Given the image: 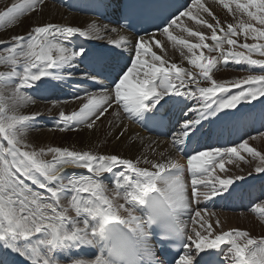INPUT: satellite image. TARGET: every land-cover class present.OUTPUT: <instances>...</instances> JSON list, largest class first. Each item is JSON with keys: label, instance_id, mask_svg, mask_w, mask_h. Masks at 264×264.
<instances>
[{"label": "snow or ice", "instance_id": "obj_1", "mask_svg": "<svg viewBox=\"0 0 264 264\" xmlns=\"http://www.w3.org/2000/svg\"><path fill=\"white\" fill-rule=\"evenodd\" d=\"M40 3L42 0H21L20 3H13L6 11L0 12V22H11L17 16L34 10ZM196 6L203 7L199 4V0H196ZM236 6L244 10L255 6L258 12L248 11V16L264 25V0L249 5L238 3ZM181 15L190 16L191 11ZM207 26L212 29L211 38L217 41L216 47L211 48L210 51L220 48L221 57L226 62L231 59L237 63L245 62L250 66H259L264 69V60L252 59L251 55L257 53L264 56V43L241 44L240 47L247 50V55L245 52H233L231 49L228 54H225L222 45L225 42L230 46L236 44L232 38L237 34L236 29L229 25L223 38L218 40L216 28L212 24ZM240 28L246 33V39L251 36L253 40H264V29L253 28L250 24L244 23L240 24ZM95 31L99 29L94 25L90 26L89 31H82L78 27H63L48 23L45 26L35 27L27 36L14 37L15 45L6 49L9 55L0 56V62L9 63L13 67L10 72H0V80L7 78L15 81L24 91L33 89L36 94L51 96L55 95L56 89L68 83L65 78V69L76 67L74 61L77 58L79 62L89 60V71L85 78L93 81L94 86L107 88L108 92L94 97L90 95L79 111H74L70 115L60 111L57 123L61 131L71 129L73 125L85 123L91 128L94 121L89 122L90 117L96 115L98 118L107 110L102 106L110 100L112 85H114L115 100L118 104H122L124 111L130 117L146 121L154 127H164L166 121L171 123V118L165 110L166 105L179 107L185 104L184 97L188 99L196 97L199 103L198 114L184 119L179 131L173 135L174 147L188 157L187 170L191 173V196L197 199L203 198L205 201L212 197L224 199L225 192L231 196L229 187L233 185V178L220 179L216 176L213 179V175L217 167L224 169L226 158L229 162L234 157L243 159L238 149H243L254 158H259L260 164L255 170L258 173H264V155L249 148L247 141L238 144V147L202 145V147L210 148V151L201 150L200 145L202 121L217 117V113L221 110L237 109V105L241 102H249L264 96V74L248 75L242 80L233 81L231 87L240 88L243 84L247 85V88L241 89L236 94H229V85L216 82L210 75L216 63L215 58H211L207 64L200 63L198 67L202 71L203 78L211 81L212 86L200 87L196 82L195 92L181 91L187 84L195 82L191 73L184 74L189 77L185 80L181 76L182 69L173 65L172 68L175 71L171 72L163 66L161 57L151 52L144 43L133 46L136 59L132 61V66L127 68V71L123 69L110 71L100 66L98 61L91 59L84 47L73 46L70 38L75 37L76 34L79 37H89ZM163 31L168 32L167 29ZM190 34L200 39L198 44L187 45L190 52L196 48L208 47L203 43L204 36L199 32ZM152 35L146 33L141 39L150 40ZM179 43L185 44L186 41L180 40ZM147 56L151 59L143 58ZM201 59L207 58L196 57L191 60V63L196 65ZM156 61H161L159 67L156 66ZM17 66L20 70H17ZM141 69H143V77L134 85L130 77L133 73L139 74ZM104 81L108 82L107 85ZM175 81H179V84ZM76 88L78 93L80 86L76 85ZM217 93L224 95L218 96ZM166 96L167 99H165ZM23 119L28 122L27 127H29L34 117L27 116ZM5 121L10 122L5 123ZM211 122L209 120V123ZM17 126L14 117L0 110V136L7 140L8 144V147H5L3 143H0V249L3 250L0 251V264H16V256L25 258L30 264H63L53 258L54 250L79 249L83 246H95L102 253L104 249L95 239L97 229L94 226V220L98 216L109 221L113 219L110 215L109 197L102 187L104 181L99 178L102 173L113 174L114 186L111 188L118 199L123 194L128 207L141 204L146 194L158 192L163 185L182 217L195 211L190 206L184 175L185 168L175 161L156 163L145 159V164L151 163L156 169V171H149L147 168L139 167V161L134 163L131 159L119 158L117 155H94L90 151H70L67 148L62 150L59 147L48 148L47 152L43 148L28 150L30 146L17 139L15 132ZM194 139L198 146L189 151ZM186 141L188 147L185 146ZM49 153L54 154L50 161L44 159ZM65 164L87 169L93 175L62 176L58 166ZM117 166H123L131 175L126 174L125 171L113 172ZM20 177L30 180L32 185L46 189L50 195L45 196L40 191L34 190L25 183V179ZM234 179H241V177L236 176ZM201 185L203 190H198V186ZM68 193H71L70 198ZM64 201H71L74 210H66ZM122 204L125 206L124 203ZM253 211L264 214V206L257 204ZM195 217H201V213L195 212ZM195 217L191 220L192 224L198 223ZM201 220L203 221L200 224L201 230L198 231L192 227L191 232L187 231L189 222L185 220L182 234L174 237L180 241L177 251H168L175 240L168 237L160 238L158 243L161 246L163 258L155 255L153 247L145 245L142 248V254L147 264H172L176 255L178 259L175 260V264H264V238L254 239L250 238L246 231L229 230L210 239L209 237L213 234L212 225L206 217H201ZM135 222L136 218L131 217L130 227L131 223ZM216 224L217 227L220 226L219 220ZM242 240L243 243H241ZM189 241L194 247L190 246ZM226 244L230 247L225 250L221 246ZM181 252L183 254H180ZM221 255L225 256V260L219 258ZM69 264H106V262L99 254L94 259L72 258Z\"/></svg>", "mask_w": 264, "mask_h": 264}, {"label": "bare ground", "instance_id": "obj_2", "mask_svg": "<svg viewBox=\"0 0 264 264\" xmlns=\"http://www.w3.org/2000/svg\"><path fill=\"white\" fill-rule=\"evenodd\" d=\"M14 1L13 0H1L0 12L7 10V8L10 7V5L13 4ZM20 1L21 0H18L17 2L19 3ZM72 1L73 0H42V3L38 4L37 7L34 10H32L31 13L28 14L29 16L27 15L25 18H21L19 20L16 19V21L9 22L8 29L4 33L2 31L3 34L0 33V39L8 40L9 37L14 38L17 36L25 35L27 33L32 32L35 27L45 26L48 23L60 25L63 27H78L82 31H89L90 26L94 25L97 29H99V31L92 32L89 37H79V35L76 34L75 37L70 38L72 40L73 46L80 45L84 47L87 50L88 56H92V54L95 51L103 52L101 54L106 55L112 49H114L115 51L117 50L116 53L122 55V51L126 50L129 53L126 55L127 62H128V66L125 69L126 71L127 68H130L132 66V61L136 59L135 58L136 54H135L134 47H133L134 45L139 44V43H144L146 47L153 45L151 51L154 50V51L159 52L161 61L164 62L163 66L165 68H168L171 72L174 73L175 70L170 65L166 66L165 65L166 62L167 63L171 62L170 64L172 65L179 64V63H183L187 65L188 63H191V60L194 58V56L198 52L201 53L202 51L205 54V56L208 54L203 48L201 51L198 50L201 48L193 49V51L191 52L189 51L187 45L200 43L199 37L195 35H191L190 33L197 31L201 34L207 31V29L212 30L207 25L209 23H211L214 27H215V23L219 25L220 22L217 21V18H220V17H221V20H223V18L225 17H229L228 19L234 20L233 18H236L240 12V9H238L236 6L238 3L242 5H249V4L257 3V0H199V4L202 5L203 7H198L195 12L193 13L191 12L192 13L191 15H193L194 18H189V16H187V18L182 19L181 22L179 19L178 22L181 23V25H179L176 30H173L171 28L173 30L172 32L171 30H169L171 35L169 34L167 35V33H165L163 30L164 29L168 30V27H170L169 25L172 23L173 18L180 16L182 11L186 9L188 10L190 5L196 4V0H193L184 10H182L179 13L178 16H174L172 20L169 22V24L164 29H161L159 32L151 31L149 33L153 35L158 34L157 37H153L154 39H150V40H143L141 38L145 37V35L135 36L132 33L128 31H122L121 28L115 25L109 24V23H107L106 25H103V24L101 25V23H103L102 21H99L89 15H83V14L70 10V3ZM17 2H14V3H17ZM225 5H227V8L230 10V12L225 7ZM204 9H207V11H204ZM255 10H256L255 6L250 7L246 10V22H248V24H250L253 28H258L257 23H256L257 26L254 25V23L257 22V20L252 19L251 17L248 16V11L255 13L256 12ZM205 21L207 23H205ZM113 29H115V31H113ZM8 34L10 36H6ZM163 34L164 36L166 35L167 38L160 37V36H163ZM216 34H217V38H219V36L221 37L220 33L217 31V28H216ZM3 35H5L8 38H6ZM156 39H159V41H157ZM152 40H155L154 43H152ZM180 40H184L186 41V43L180 44L179 43ZM203 42L206 43L205 40ZM96 44H101L102 47L101 46L97 47ZM210 45H212V43ZM5 48L7 49V47ZM5 48H4V53H2L1 56L6 57L9 55V53L6 51ZM109 48L111 50L104 53V50L109 49ZM182 49L184 50V54H187V56L190 55L189 59L187 58V56L186 57L180 56ZM161 61L155 62L157 67L160 66ZM74 64H76L77 66L74 68L65 69V78L66 80H68V83L64 84L61 88H59L58 94L51 95L49 97L60 98L62 96V93H64L65 91L67 92L72 91L74 94L67 95L71 97L64 99L63 100L64 102L53 100L55 102L52 101L51 103L47 105L49 109L54 108V110L57 109V110L63 111L64 113L71 112L72 114V112L74 111H79V109L83 106V104L87 102V100H84V96L86 93L84 94V96H79V94H81L84 91V89H87V91H90L89 94L86 96V98L90 97V95L94 97L101 93L107 94L108 89L105 87L94 86L91 88L90 86H88V83L89 82L93 83V81H89L85 78L87 72L85 70V67L82 66L81 62H79V59H77L76 62H74ZM72 70H75L76 73H71L70 71ZM1 72L7 73L6 68L1 67ZM181 76L182 78L189 79V77L184 75V73L182 72H181ZM142 77H143V69L140 70L139 74L133 73V76L130 77V80L135 85L136 81L138 79H141ZM199 79L200 77L197 78V81ZM175 83L178 84L179 81H175ZM76 85L80 86V90L78 93H77ZM209 86H211V84H209ZM195 88L196 87H193L189 83L188 87L182 88L181 91L195 92L196 91ZM26 91L30 93L28 90ZM30 91L33 94V98L35 102L25 111L29 113H33L34 111L43 107V102H41L40 99L44 98V96L42 94L41 95L36 94L33 89H31ZM87 91H84V92H87ZM169 95H171V93H169ZM167 98L168 97L166 96L165 99ZM183 99L186 103L185 109L183 108V106L175 107L176 112L178 114L180 112L181 114V124L183 123L184 119L197 115L198 114L197 110L199 109V103L196 97H193L192 99H188L187 97H184ZM78 100H80V102L77 103L76 106L72 107L73 103ZM78 105L81 107L78 108L79 107ZM103 108H106L107 110L104 111L102 115H99L98 118L96 115L90 117L89 122L94 121L93 126L91 128H89L86 125L85 128L80 129L77 132H74V129H65L62 131V141L65 139L66 143L71 144L69 145V147L75 146L76 149H79L82 151H90L94 155H117L119 158H123V159L136 158V162L139 161V159H144V160L147 159L151 161V158H152V162H156V163H160V162L167 163L170 160H172L181 165H185L186 167H185L184 175H185V181L187 183L186 185L187 191H188L189 198H190V206L192 209L195 210V211H192L189 215H185L183 217L186 221L189 222L188 228H187L188 232H191L190 226H194L196 229H197L196 226H199L198 230L199 231L201 230L200 224L203 222L201 220V217H206L208 219L209 224L212 225V232L219 233L222 229H226L225 225L227 224L230 225V223L236 224L235 222L239 221L236 218L238 215L240 214L241 216L244 215L242 213H237V214L235 213L234 215L235 217H230V215L227 216L224 212H222V210H218L217 208H214V206L210 204V200L205 201L203 198L197 199V198L192 197L191 196V183L188 186V180H187L188 178L189 179L191 178V173L187 170V159L188 158H183L181 156V152L177 151V148L174 147L173 137L156 138L150 135H146L144 132H142L140 130L139 125L135 123L134 117H130L129 114L124 111L122 104H118L117 101L115 100L114 87H111L110 100L108 103L105 104ZM237 109H239V111H244L247 108H244L243 106H241V104H239L237 105ZM237 109H234V110H237ZM232 110L233 109L221 110V112L217 113V117H219V119H217V117H210L209 120L212 121L211 123L219 122L223 115H224L223 118L225 117V115H230L229 113H231ZM257 116L258 117H256L255 120L262 119V116H264V112ZM41 118L39 117L38 120H41ZM209 120H204L202 122H204V124L206 123L207 125H209L210 124ZM48 122H49L48 126H58V123H56L55 121L49 120ZM223 122L221 120V123ZM74 126L75 125H73L72 127ZM252 132H253V129L247 128V133H252ZM31 133H28L27 139H29L30 141L35 139V142L38 144V146H40L42 143L47 144V142L52 141L53 139L56 138L55 134L52 135L50 133H46L45 130H40L38 132L36 131L35 132L36 136H34V134H31ZM252 140L253 138L251 139V141ZM168 141L170 142V144L168 143ZM46 158L48 157L46 156ZM238 158L234 157L233 160H236ZM146 165L147 164H145L144 161L142 162L139 161V165H138L139 167L144 166V168H147ZM149 165L152 168L151 171H156V169L152 167L151 163H149ZM238 166H241V163H239ZM64 168L65 170H63L62 172L60 171L61 172L60 174L65 177H67L69 173H72V175H77V176L80 174L93 175L92 173H89L87 169L77 168L73 164H65ZM219 170H220V173H222L223 170L217 167L214 170V176H218L220 179L233 178L234 182H233V185H231V188H233V190H229L232 192V194L236 193L234 191L235 187H240V186L247 184L246 188H248L249 187L248 184H250V182L257 183L263 177V176L260 177L258 174L252 173L248 176L242 174L244 175V177H242L241 179H234L236 176L233 173L227 177H224L222 174H219L218 172ZM119 171H125L126 174H130L128 173L127 169H125L123 166H117V168L113 170V172H119ZM99 178L102 179L104 182H107L109 185H111V187L114 186V177L112 173H102ZM198 190H203V186L202 185L198 186ZM70 195L71 193H68L69 198H70ZM84 195H87V194H84ZM227 195H228L227 192L224 193V196H227ZM260 195H261L260 191H256V190H253L251 193H249V197L251 199L257 198ZM219 199L220 197L217 198L216 207L222 208L223 202H220ZM120 202L125 203L122 199L120 200ZM64 203L66 204L67 201H64ZM128 206L129 205L125 204V207H128ZM136 207L139 210L140 206L137 205ZM197 211L201 213V217H195V212ZM72 214L74 215V213ZM193 217H195L198 223L192 224L191 220ZM89 219L91 222V218ZM217 220H219V223L222 227H217V225L214 226V223H216ZM205 227H207V225H205ZM259 228H260V232H262L263 228L262 227H259ZM38 235L39 234H37V236ZM189 244L191 246V242H189ZM221 247L225 248L226 250L228 247H230V245L226 244V245H222ZM0 251H3V250L0 249ZM153 251L155 252L154 248H153ZM99 254H101V250L95 246H83L79 249H57V250H54L52 253L53 258L57 261L63 262V264H69L72 258L83 257L85 259H94ZM219 258L221 260H225V256L223 255H221ZM16 264H30V262L27 261L23 257L16 256Z\"/></svg>", "mask_w": 264, "mask_h": 264}, {"label": "rangeland", "instance_id": "obj_3", "mask_svg": "<svg viewBox=\"0 0 264 264\" xmlns=\"http://www.w3.org/2000/svg\"><path fill=\"white\" fill-rule=\"evenodd\" d=\"M17 1L18 0H15L14 2H17ZM0 3H1V0H0ZM257 3H259V0H257ZM197 8L198 7H196V4H194V5L192 4L188 8V10L187 9L186 10H187V12L190 10L193 13V12L196 11ZM186 10L182 11V13L186 12ZM4 11H6V10H4ZM255 11H256L255 13H257L258 12V9L256 8ZM1 12H3V11H1ZM31 12H32V10L31 11H28V12H25V13L17 16L16 19L19 20L21 18H25ZM229 12H230V10H229ZM187 16H189V15H180V16H178L176 18H173L171 25L173 24V21H176V20L177 21H176L175 24H173L172 26L168 27L167 35H168V33H170L169 30H171V32H172L173 30H176L179 25H181V23L178 22L179 19H180V22H181L182 19H186ZM189 18H194V17H193V15H190ZM228 18L229 17H225V18H223V20H221V17L220 18H217V21L220 22V24L217 26V24L215 23V27L217 28V31L221 35V37L219 36V38H217L218 40L223 38L224 33L227 32L229 25H231L233 28H235L236 29V32H237V34L232 37L236 41V44L234 46H230L226 42L222 45V47H223L222 49H223V51H224L225 54H228L229 50L231 49V51H233V52H235V51H242V52H245V54L247 55L248 54L247 53V50L241 48L240 47L241 44H244V43H247V44L264 43V40H253L251 38V36H248L247 39L245 38L246 37V33L244 32V30L242 28H240V24L241 23H244L245 25H248V22H246V10L240 9V12L237 15V17L236 18H233L234 20H231V19H228ZM16 19L13 20V21H16ZM256 23H257L258 26L256 25ZM102 24L103 25H106L107 23H101V25ZM209 24H211V23H209ZM254 25L257 26L258 28L264 29V25L259 24L258 21L255 22ZM8 27H9V22L8 21L0 22V33H2V31L4 33L8 29ZM115 33H117V32H115ZM204 33H205V35H204ZM204 33H201L202 36H205L204 40L206 41V43L205 42H203V43L206 44L208 47H201V49H198V50L201 51L202 48H203V49H205V51L208 54L205 56V54L201 51V53L198 52L194 56V58L198 55L197 57H202V58H207V59H201V60L197 61V64L196 65H193L192 63H188L187 65L186 64H183V63L175 64L176 68L182 69V73H184V74L185 73H191V76H192V78L194 79L195 82L190 83V85H192L193 87H196V82H198L199 85H200V87H211L212 86V85L209 86V84H211V81H207V80H205L203 78L202 71L198 67V65L200 63L207 64L208 63L207 60H209L211 58H215L216 63H215V67L212 69L210 75L212 76L213 80H215L216 82H218V83H224L226 85H229V87H228V93L229 94H236L241 89H246L247 88V85H243V84L240 86V88L231 87L230 85H231V83L233 81H235V80H242L245 77H247L248 75L264 74V69H262L259 66H250V65H248L245 62L237 63V62H235V61H233L231 59H229L226 62L221 57V49L220 48H217L216 51H210V49L211 48H214L216 46L215 44H217V41H214L210 37V36H212V30H208L207 29V31H205ZM27 34H29V33H27ZM27 34L21 35V36H27ZM157 35L158 34L152 35V39H154L153 37H157ZM3 36H5V35H3ZM6 36H10V35L8 34ZM160 37L167 38V36L166 35L164 36V34H163V36H160ZM6 38H8V37H6ZM9 38H8V40H1L0 39V56L2 55V53H4V48L5 47L10 48V47H12V45H15V40L13 39V37L12 38L9 37ZM156 40L159 41V39H156ZM154 41L155 40H152V43H154ZM211 43H212V45H210ZM8 45H9V47H8ZM96 45H97V47H100L101 46V44H96ZM213 45H214V47H213ZM152 46L153 45L148 46V48L152 49ZM182 50H181L180 56L186 57L187 54H184V50L183 51ZM151 52H154L157 56H160V53L157 52V51H154L153 50ZM251 55H252V59L264 60V56H260L257 53H252ZM143 58L145 60L151 59L150 56L143 57ZM187 58L189 59L190 58V55L187 56ZM170 63L171 62H169V63L166 62L165 65L166 66H168V65L173 66ZM0 65H1L0 66V72H1V67L2 68H6L7 72H10L11 71L10 69H12V67H13L11 64L6 63V62H1ZM183 67H185V68H183ZM17 70H20L19 69V66H17ZM70 72L71 73H76L75 70H72ZM198 77H200V79L197 81V78ZM185 80H188V79H185ZM157 83H159V82H157ZM188 85L189 84H187L185 87H188ZM27 90L30 92V94L33 97V94L30 91L31 89H27ZM89 92L90 91H87V92H84L83 91L81 94H79V96H84V94L86 93L85 96H84V100H88V98H90V97H87L86 98V96L89 94ZM66 95H73V92L72 91H70V92L69 91L68 92L66 91V93H64L63 96H61L60 98H47V96H44L43 99H40V101L43 102V107L39 108L38 110L34 111L33 113L26 112V114L28 116L34 117V119L29 124V127H28L29 128V132L28 133H31L32 132L31 134H34V136H36V134H35L36 131L38 132L40 130H45L46 133H50L52 135L55 134V137H56L52 141L47 142V144L42 143L40 146H38V144L35 142V139L34 140H31V141L29 139H26L25 143L30 146V148L28 150H32V149L39 150V149L43 148L47 152L48 148H51V147H59L61 149L62 148L63 149L67 148L70 151H73V150L80 151L79 149H76L75 146L69 147V145H71V144L66 143L65 139L62 141V131L60 130V126H48V124H49L48 121L49 120L50 121H55L56 123L58 122V120H59V113H60L59 111L60 110H57V109L54 110V108L49 109L47 107V105L49 103H51L53 100L60 101V102H64L63 100L67 98ZM217 95L219 96V95H224V94L223 93H217ZM70 97L71 96H69L68 98H70ZM80 100L74 102L72 107L76 106L77 103L80 102ZM262 101H264V96L258 97L256 100H251L249 102H241V106H243L245 108H248V111L250 113V116L253 118V119H250L248 121L249 126L252 127V128H255L256 130H255L254 133L247 134L246 137H245V139H243L241 142H239V144L247 141L249 148H252L255 152H258L261 155H264V116H262V119L260 120L259 123H255V117H254V116H257V115H259V114H261V113L264 112V103H262ZM53 102H55V101H53ZM109 105H111V104H109ZM104 106L105 105H103L102 107H104ZM80 107L81 106H79L78 108H80ZM232 112L235 113L236 120L238 119V117L239 118L241 117V119L243 121L239 124V121L237 120L236 121V124H233L235 120L233 121L228 115H225V117H224L225 120H224V118H223L224 115H223L222 118H221L222 122L225 121V122L231 123L232 128L237 127L238 125L239 126L240 125H242V126L244 125L245 126V124L247 123L245 121V113H237V110H234V109L232 110ZM231 113H229V114H231ZM70 114H71V112H66L65 113V115H70ZM39 117L40 118L42 117L41 118L42 121L41 120H38ZM220 121L217 122V123H212V124L214 126L219 125L218 123H220ZM86 125H87V123L82 124V125H77V126L75 125L71 129H74V132H77L80 129L85 128ZM220 126L223 127L222 123L220 124ZM64 138H66V137H64ZM252 138H253V140L251 141ZM0 143H3L5 147H8L7 140H5L2 136H0ZM168 143L170 144L169 141H168ZM236 147H238V145ZM239 151H240V156H242L243 159H240V158L237 157L238 159H236V160H233L232 159L231 160L232 162H229L227 160V158H226L227 161H225V165H224L225 169H223L222 173H220V170H219L218 171L219 174H222L224 177H227V176H229L230 174L233 173L235 176H239V177L242 178V177H244V175L248 176V175H250L252 173H255V174H258L260 177L261 176L264 177V173H258L255 170L256 167H257V165L260 164L259 158H254L250 153H248L247 151H245L243 149H241ZM53 155L54 154L49 153L47 155L48 158H46V156H45L44 159L50 161V160H52ZM125 159H128V158H125ZM131 160L134 163L136 162V158L131 159ZM139 161L142 162V161H144V159H139ZM151 161H152V158H151ZM239 163H241V166H238ZM58 167H60V171L61 172L63 170H65V168H64L65 165L58 166ZM142 167L144 168V166H142ZM146 167L151 171L152 168H151V166L149 164H147ZM233 168L235 169L236 172L234 171ZM242 174H244V175H242ZM70 176H73L72 173H69V175L67 177H70ZM215 177L216 176L213 175V179ZM20 178L21 179H25L24 177H20ZM186 178H188V177H186ZM41 179H43V177H41ZM187 180H188V186H189V184L191 183V178L190 179L188 178ZM25 183H28L34 190L40 191L45 196H49L50 195L49 193H47L46 189H41V188H39L38 185H32L30 180L25 179ZM250 184H251V187L258 188L257 183H256V185H254L253 182H250ZM186 185H187V183H186ZM109 186L111 187V185H109ZM235 190H237V189H235ZM213 199L217 200L215 197H212L210 200L213 201ZM257 204H260L261 206H264V190H261V195L259 196L258 200H256L255 203H254V205L252 207H249L247 210L240 211V212H229V211L224 212L227 216L230 215V217H235L234 216L235 213L236 214L237 213H242L244 215H242V216H241V214L238 215L236 218L239 221L235 222L236 224H233V223H230V225L227 224V225H225L226 229H222L221 231L223 232V231L239 230L240 229L241 231H246L249 234V237L250 238H254V239L264 238V214H261L259 212L253 211V209L256 207ZM243 216H244V218H243ZM215 225H217V224L214 223V226ZM192 227H194V226H190V230L192 229ZM196 227H197V230H198V227L199 226H196ZM219 227H222V226L220 225ZM259 227H262L263 228L262 232H260V228ZM221 231L219 233H214L213 232V234L209 238L210 239H214L215 238V235L222 234ZM260 233H262V234H260ZM202 234H207V233H202ZM241 243H243V240L241 241ZM191 246L193 247L192 244H191ZM211 251H213V250H211Z\"/></svg>", "mask_w": 264, "mask_h": 264}, {"label": "clouds", "instance_id": "obj_4", "mask_svg": "<svg viewBox=\"0 0 264 264\" xmlns=\"http://www.w3.org/2000/svg\"><path fill=\"white\" fill-rule=\"evenodd\" d=\"M34 102L32 95L15 81L7 78L0 80V110L15 118L18 124L15 132L21 143H25L29 132L28 122L23 119L28 116L25 110ZM102 187L109 197L110 215L113 219L109 221L98 216L94 220V226L97 229L95 239L104 249L101 255L106 264H146L142 248L145 245L154 247L153 227L158 230L160 238L178 237L182 234L185 219L179 214L163 185L158 192L144 196L139 210L137 207H125L120 200L127 204L126 198L121 194L118 199L107 182H103ZM64 207L68 211L74 210L71 201ZM131 217H135L136 222L131 223L130 227Z\"/></svg>", "mask_w": 264, "mask_h": 264}]
</instances>
